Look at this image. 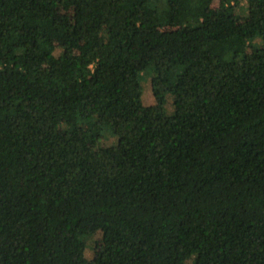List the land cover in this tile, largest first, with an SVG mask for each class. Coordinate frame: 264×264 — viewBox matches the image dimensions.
Listing matches in <instances>:
<instances>
[{"label":"trees","instance_id":"trees-1","mask_svg":"<svg viewBox=\"0 0 264 264\" xmlns=\"http://www.w3.org/2000/svg\"><path fill=\"white\" fill-rule=\"evenodd\" d=\"M239 1L0 0V264H264V0Z\"/></svg>","mask_w":264,"mask_h":264},{"label":"rangeland","instance_id":"rangeland-1","mask_svg":"<svg viewBox=\"0 0 264 264\" xmlns=\"http://www.w3.org/2000/svg\"><path fill=\"white\" fill-rule=\"evenodd\" d=\"M220 1L221 0H213L212 3V7L214 9H218L220 6ZM233 11L235 13V15L238 17V19L240 20H246L247 18V13H248V7H247V0H240L239 3L235 4V6L233 7ZM54 12L55 14H68V15H73L75 12V8L72 6H63V5H58L54 8ZM181 29V27H169V26H165L162 28V30H178ZM254 46L250 43L248 46V50L251 51L253 50ZM60 48H57V51H59ZM149 77H145L144 78V86L145 90L143 93V101L145 103V105H153L156 103L154 94L149 86ZM148 83V84H146ZM117 143V137L114 136L110 131H106L105 132V136L104 138L101 140L100 144L102 145H114ZM101 239H102V233L98 232V234L95 237V244L96 245H100L101 244ZM92 250H88V255L91 256L92 255Z\"/></svg>","mask_w":264,"mask_h":264}]
</instances>
